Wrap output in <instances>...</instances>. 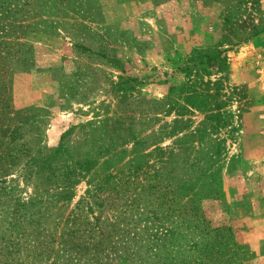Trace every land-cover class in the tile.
Returning <instances> with one entry per match:
<instances>
[{
  "label": "rangeland",
  "instance_id": "374dc122",
  "mask_svg": "<svg viewBox=\"0 0 264 264\" xmlns=\"http://www.w3.org/2000/svg\"><path fill=\"white\" fill-rule=\"evenodd\" d=\"M230 3L236 7L227 24L226 3L218 2L77 0L65 13L61 4L44 0L29 7L26 0H0V157H6L0 165L9 163L14 129L28 138L27 121L39 122L36 148H56L74 128L64 143L76 147L86 140L82 151L91 144V129L105 128L122 151L119 165L134 157V139H142L148 156L137 182L147 184L159 174L156 188L162 191L168 173L162 162L168 159L180 176L213 178L221 195L204 199L201 209L212 228H227L224 237L240 247L232 264H264V0ZM30 23L38 29L24 27ZM209 46L226 51V67L198 79V89L209 87L204 93L211 106L204 110L196 107L199 99H185L188 92L178 87L170 95L169 89L188 82L181 71L186 60L194 49ZM24 163L21 158L6 177L16 179L15 186H3L13 187L14 199H42L39 180L23 182ZM86 189L84 180L51 207L48 240L58 239L60 216L67 217ZM107 217L104 209L100 218ZM150 245L140 248L135 264L148 260ZM72 253L78 264L97 252L80 262Z\"/></svg>",
  "mask_w": 264,
  "mask_h": 264
},
{
  "label": "trees",
  "instance_id": "16d2710c",
  "mask_svg": "<svg viewBox=\"0 0 264 264\" xmlns=\"http://www.w3.org/2000/svg\"><path fill=\"white\" fill-rule=\"evenodd\" d=\"M33 1L28 0V4L26 0L25 6L29 7ZM44 1L55 7L61 4L60 10L68 13V6L77 0ZM150 1L159 3L161 0ZM198 1L203 5L226 3L225 22L230 24L233 20L236 5L230 0ZM24 27L29 31L38 29L37 23L25 24ZM225 67V50L215 46L194 49L181 69L188 82L177 87L172 85L169 94L179 87V91L189 93L185 99H192L194 103L199 99L196 102L198 109L209 110L211 105L206 102L209 95L204 93L209 87L198 89V79L219 73ZM38 123H25L27 127L23 129L28 138H24V132L19 133V128L10 133L9 141L15 146L10 147L9 163L0 165V170H4L0 174V256L5 259L2 264H75L74 258L70 257L72 252L80 262L84 255L94 251L97 253L88 257V261L78 264H135L140 248L144 249L149 243L151 245L145 250L148 260L140 264H232L235 250L240 247L231 241L230 236L224 237L223 232H229L227 228H212L201 209L204 199H215L221 195L213 178L201 181L180 176L175 173L176 164L172 165L175 161L168 159V162H162L168 165V173H165V185L160 191L156 188L159 174H154L152 182L147 184L137 182L145 164L143 160L148 156L142 153V139H134V157L119 165L122 151L114 148L113 135L107 129H91L92 139L88 141L91 144L82 151L86 140L82 146L76 147L64 143L74 128L62 137L56 148H36L40 135L36 127ZM18 139L23 141L15 154ZM170 157L173 158V154ZM4 158L0 157V162ZM21 158L25 160L23 182L29 185L33 179L39 180L35 187L41 186L38 190H43L42 199L37 196L27 201L14 199L11 195L13 187L7 189L3 186L7 182L15 186L16 183L11 182L16 179L6 181V177ZM183 168L179 169L182 171ZM84 180L87 184L84 195L67 217L60 216L63 225L58 241L48 240L52 236L47 228L52 217L51 207L63 197H71L73 187ZM49 191L50 196L43 199ZM104 209L110 211V217L101 220ZM140 236H143V241L138 242ZM75 240H78L77 244L72 243ZM56 242L62 247L54 249ZM71 244L74 248L68 250ZM21 250L25 252L23 256H19Z\"/></svg>",
  "mask_w": 264,
  "mask_h": 264
}]
</instances>
